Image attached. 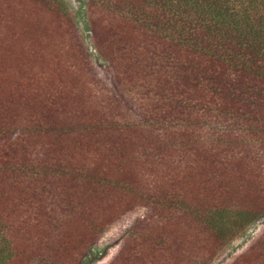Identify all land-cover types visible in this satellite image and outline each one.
<instances>
[{"label": "trees", "instance_id": "obj_1", "mask_svg": "<svg viewBox=\"0 0 264 264\" xmlns=\"http://www.w3.org/2000/svg\"><path fill=\"white\" fill-rule=\"evenodd\" d=\"M86 2L109 83L64 0H0V264H73L103 231L101 184L158 205L162 226L199 222L230 241L264 216V13L254 0L244 12L239 0ZM243 34L259 57L233 48ZM149 165L152 182L135 178ZM21 227L42 254L13 247ZM235 264H264V232Z\"/></svg>", "mask_w": 264, "mask_h": 264}, {"label": "rangeland", "instance_id": "obj_2", "mask_svg": "<svg viewBox=\"0 0 264 264\" xmlns=\"http://www.w3.org/2000/svg\"><path fill=\"white\" fill-rule=\"evenodd\" d=\"M64 1L75 24L74 33L83 38L84 47L93 53L95 73L99 76V79L109 83L111 74L106 69L107 63L99 58L94 50L92 26L89 23L86 12L87 0ZM240 1L245 4L241 6L243 12L246 9H250L248 7L251 5H248V0L247 2L245 0ZM252 4L257 6L261 14L264 13V0H254ZM99 7L106 9L102 6ZM248 13L253 19L258 16L257 14L253 16V11L250 10ZM104 14L102 13V16ZM69 43L67 42V44ZM212 44L217 48H222L223 45L218 41V38L214 39ZM259 44L260 42L256 38L253 37L251 39L243 34L238 42L240 47L232 46L237 52L246 51L248 57L251 54H257L259 57ZM215 47L210 46L211 49ZM224 49L231 52L232 56H234L232 47L226 46ZM195 60L204 59L197 56ZM192 90L200 91V87L196 86L195 89L192 87ZM260 151H262L260 155H263L262 159L264 162V148ZM148 168L143 166L137 169L134 174V176L137 175L135 178L138 179L141 175L143 179L152 182L155 177L153 171H158V168L150 165ZM164 170L165 167H162L159 172ZM97 193L100 194L99 198L106 199L103 204L105 216H102L100 220V222L105 223L100 228L103 231L88 246L84 255L73 259V264H235L238 258L246 254L264 232V216H262L247 229L236 234L230 241L222 244L210 242L213 238L210 237V233L199 222H194L190 225L172 222L162 226L166 221L161 217L162 212L159 211L161 208L158 205L153 207L151 204L147 205L142 201L138 202L136 201L137 199L127 200L129 196L123 197L115 190L105 189L102 184L98 188ZM204 200V198H201V202ZM28 202L25 203L22 200L19 206L11 205L10 207L14 210L24 211L22 208L28 209L32 201L28 199ZM116 202L119 203L118 207L120 205L119 209L111 210ZM204 202L207 204L206 201ZM193 203L197 204L195 201ZM2 224L5 226L7 223L2 222ZM22 230V227L17 232L14 230L15 233L11 235L13 237V247H15L17 252L31 253L29 250L31 249L35 255L42 254V250L37 247L30 248L37 243H28L26 240L28 236L23 234ZM87 241L89 242V240ZM153 250L156 252H153ZM56 261H58L57 258H55V263Z\"/></svg>", "mask_w": 264, "mask_h": 264}]
</instances>
